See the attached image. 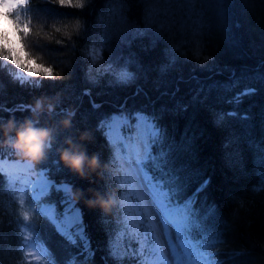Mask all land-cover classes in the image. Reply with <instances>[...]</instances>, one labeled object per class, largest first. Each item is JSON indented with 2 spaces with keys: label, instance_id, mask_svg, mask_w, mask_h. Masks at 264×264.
<instances>
[{
  "label": "trees",
  "instance_id": "trees-1",
  "mask_svg": "<svg viewBox=\"0 0 264 264\" xmlns=\"http://www.w3.org/2000/svg\"><path fill=\"white\" fill-rule=\"evenodd\" d=\"M149 2L150 0H93L90 7L80 10L61 7L52 0H31L29 9L23 10L21 14L31 21L33 33H39L38 36L32 35L30 40L34 49L42 51L43 56H46L43 63L53 68L58 74L57 78L55 80L38 78L43 81L39 88L27 85L21 87L18 83H13L5 71H0V83L4 85V88L0 89V104L5 108L14 109L18 104L31 105L33 108L37 98L44 99L45 109L42 113L34 114L30 109L23 112L0 111V125L14 117L19 123L29 118L33 121L38 120L39 123L36 125L38 127L54 128L51 145L55 151L51 156L52 158L59 156L64 171L58 172L50 161L47 162V166L51 169L53 179L67 180L76 186L72 195L80 201L79 207L83 212L92 247L98 249L94 264H104L102 257L106 254V232L110 227L108 221L115 220L113 212L118 205L125 207L121 195L118 194L120 190L113 186L112 178L117 175V171L115 165L107 163L110 159L109 149L100 133L91 135L87 128H94L97 119L117 112L121 105H126L128 111H133L152 102L155 103L157 110L162 105L172 108L177 101L188 104L192 95L191 90L196 87V83L189 80L191 76L199 77L206 85L214 82L229 83L233 71L237 77H241L245 69H254L264 60V0H196L197 10L205 13L210 25V30L202 37L203 49L200 57L193 53L191 33L182 32L179 23L171 31L165 32L163 38L156 41L155 47L152 46V33L132 40L130 46L119 45L115 34V29L119 25L112 13L113 7L117 3H122L129 26L143 27L144 8ZM174 11L177 21H180L183 11L175 6ZM221 11L225 13V22L232 26L231 33L227 36L220 29L221 20L218 13ZM78 20L86 23L87 38L78 36L74 31ZM65 31L71 33V40L65 35ZM104 36L111 38V46L117 49L118 54L124 57L131 56L146 69H150L148 78L141 76L135 83L126 87H108L106 80H101L98 86L87 82L85 73L88 61L83 57L82 50L91 40ZM184 41L187 43L182 46ZM171 46H177L186 54V58L179 59L175 69L159 77L160 90L157 91L155 82L159 74L155 69L165 62V49ZM104 56L108 58L107 51ZM205 56L213 57L214 60L206 62L203 59ZM201 64L206 66L201 68ZM179 77H183L184 82H180ZM246 86L255 87L258 91L250 98H244L237 110L240 112L250 110L253 116V135L260 139L264 137V84L241 79L239 86L231 91H225L223 88L214 89L206 104L217 111L232 110L235 106L226 101ZM177 87L179 91L176 92L174 99L160 96V92L167 90L171 93ZM85 88L91 89V98L81 96ZM137 88L142 89L139 95H136ZM90 99L101 107L93 110ZM49 103L53 105V111H58L56 107L58 103L65 108L79 104V115L74 121L75 127H72L70 117L62 115L53 117L48 113L46 105ZM148 110L151 111V108ZM65 118L70 119V126L66 129L60 127V121ZM189 122L195 131L202 132L203 135L196 141L194 157L188 153H181L176 160L177 166L188 165L186 171L181 173L187 184L184 195H191L193 189L203 179L210 178L211 183L207 190L200 193L198 207L203 209L205 201L207 204L215 205L216 215L210 223L223 232V238L230 242L234 249L246 250V255L239 257L238 261L245 264H264V195L253 196L249 191L250 186L257 183L256 177L252 175V153L245 144L240 145L243 152V172L239 167L231 168L226 164L222 144L227 130L214 126L207 107L189 106L187 112L175 116L165 113L160 121L167 128L169 137H174L178 142ZM233 127L237 132L240 131L238 122H233ZM84 132L89 133V139L81 141L80 135ZM58 134L59 142L56 141ZM11 135L14 136V132ZM0 138L4 140L3 131H0ZM68 139L72 145L84 152L86 160L95 155L100 167L93 171L86 162L81 175L65 166L61 161L60 151L69 148L65 142ZM8 148L0 145V155L13 157L7 151ZM48 152L49 147L45 150L43 159L35 165L41 163ZM14 156L17 157L16 154ZM18 188L9 187L0 179V264H32L26 255V249L20 250V236L26 234L28 228L36 231L37 239L43 241L56 259L62 262L67 255V246L45 218L34 214L35 206H30V201L21 202ZM113 192L118 203L107 215L103 214L99 207H89L86 203L95 200L97 194L107 198ZM60 198L56 193L50 196V200L58 204ZM132 198L134 203L135 198ZM239 198L244 199V208L239 207ZM133 206L136 209L135 203ZM25 212L32 217L29 222L22 219ZM26 224L28 228H25ZM108 264H111V261Z\"/></svg>",
  "mask_w": 264,
  "mask_h": 264
},
{
  "label": "snow or ice",
  "instance_id": "snow-or-ice-1",
  "mask_svg": "<svg viewBox=\"0 0 264 264\" xmlns=\"http://www.w3.org/2000/svg\"><path fill=\"white\" fill-rule=\"evenodd\" d=\"M52 2L61 7L83 10L90 7L93 0ZM29 5L30 0H0V21L6 25L0 27V71H5L12 82L18 83L21 87L27 85L39 88L43 81L35 78L55 80L58 74L51 66L39 62L40 58L30 51L29 38L32 35L38 36L39 33H33L31 21L21 14L23 10L29 9ZM174 6L183 11L180 21L176 19ZM112 13L118 21L119 26L115 29V34L121 46H130L132 40L152 33V46L155 47L156 41L162 39L165 32L171 31L179 23L182 32L191 33L193 53L200 57L203 49L202 37L210 30L205 13L197 10L196 0H150L144 8L143 27L129 26L122 3H117ZM218 16L221 20L220 29L227 36L231 33L232 26L225 22V13L221 11ZM74 31L78 36L87 38L86 23L78 20ZM65 35L71 40V33L65 31ZM110 39L109 36L93 39L83 48L82 55L88 61L85 73L87 82L98 86L101 80H106L108 87H126L135 83L141 76L147 79L150 69H146L131 56L124 57L118 54L117 49L111 46ZM105 51L108 52L107 59L104 56ZM164 54L165 62L155 69L159 74L155 82L157 91L160 90L159 77L175 69L179 59L186 58V54L177 46L166 48ZM203 59L206 62L214 60L208 56ZM205 66L200 65L201 68ZM241 79L264 84V60L254 69H245L241 77H237L233 71L229 83L214 82L206 85L199 77L191 76L189 80L195 82L196 87L191 90L192 95L188 104L177 101L172 108L162 105L157 110L155 103L152 102L133 111H128L126 105H121L117 112L97 119L94 128H87L91 135L100 133L109 149L110 159L107 163L116 166L117 175L112 181L113 186L120 190L118 194L122 199L125 198V193L128 198L134 197L136 204L134 221L130 222L129 212L120 205L113 212L115 220L108 221L110 227L106 232V254L102 257L104 264H108L109 261L111 264H229V261L235 264L239 257L246 255L244 249H231L225 252L228 241L223 238V232L210 223L216 215L215 205L207 204L205 201L203 209L198 207L200 193L207 190L211 183L210 178L203 179L191 195H184L187 184L181 173L186 171L188 165L177 166L176 160L181 153H188L194 157L196 141L203 133L195 131L189 122L178 142L174 137H169L167 128L160 123L165 113L175 116L187 112L189 106L207 107L214 126L227 130L222 144L226 164L244 171L240 145L245 144L252 153V175L257 180L256 184L250 186L249 191L253 196L264 195V137L257 139L253 135V116L250 110L245 112L237 110L244 98H250L257 93V88L246 86L236 92L226 101L235 106L232 110L217 111L206 104L214 89L223 88L225 91H231L239 86ZM179 81L184 82V78L179 77ZM3 88L4 85L0 83V89ZM141 91L142 89L137 88L136 95ZM178 91V87L171 93L165 90L160 92V96L174 99ZM91 95L90 88L82 90L81 96L91 98ZM89 102L93 110L101 107L91 99ZM61 103L56 106L58 111H52L50 114L53 117L57 115L70 117L74 128L80 105L65 108ZM29 109L35 112L31 105L18 104L14 109H7L0 104V111L5 112H23ZM233 122H238L239 132L233 127ZM56 141L59 142V134ZM2 144L3 138H0V145ZM7 151L13 156L16 154L11 148ZM54 151V146L50 145L49 152L41 163L35 166L26 164V167L35 172L38 179L29 181L31 189L30 193H25L27 200L24 202L30 201V206H35L34 214L45 218L61 236L67 246L66 258L62 262L58 261L44 242L37 239L38 233L28 228L27 224L25 228H28L29 234L20 236V250L38 248L40 254L47 259V264H94L98 249L92 247L83 212L79 207L80 201L72 196L76 186L67 180L53 179L51 169L47 166V162L50 161L58 172L64 171L59 156L52 158L51 153ZM9 158L11 159V156ZM0 179L9 187L18 183L5 173L3 168H0ZM52 193L61 197L59 206L51 202ZM238 204L240 208H244V199L239 198ZM22 219L29 222L32 217L25 212Z\"/></svg>",
  "mask_w": 264,
  "mask_h": 264
},
{
  "label": "clouds",
  "instance_id": "clouds-1",
  "mask_svg": "<svg viewBox=\"0 0 264 264\" xmlns=\"http://www.w3.org/2000/svg\"><path fill=\"white\" fill-rule=\"evenodd\" d=\"M6 25L0 21V27ZM47 112L53 111V105L51 103L46 105ZM33 108L34 114L42 113L45 109V103L43 98H37ZM39 121H33L32 119L25 118L22 123L17 122L14 117H10L7 122L0 125V131H3L4 140L3 146L11 148L23 161L30 166H35L40 162L45 154V150L51 145L54 128L50 127H38L36 126ZM70 126V119L65 118L60 121L61 128H68ZM14 132V136L11 135ZM89 139V133L84 132L80 135V140ZM69 148L60 151V158L62 163L72 169L73 171L83 175V169L87 162L88 167L95 171L100 167L98 159L95 155L90 160H86L84 152L78 147L72 145L71 140L65 141ZM107 169V166H105ZM78 199V194H76ZM89 207H99L103 214L107 215L111 213L112 209L116 207L118 201L115 198V193L108 195L107 198L96 195L95 200L86 201Z\"/></svg>",
  "mask_w": 264,
  "mask_h": 264
},
{
  "label": "rangeland",
  "instance_id": "rangeland-1",
  "mask_svg": "<svg viewBox=\"0 0 264 264\" xmlns=\"http://www.w3.org/2000/svg\"><path fill=\"white\" fill-rule=\"evenodd\" d=\"M29 44H30V51L32 52V54L39 57L40 58L39 62L43 63V58H45L46 56H43L44 54H42L43 53L42 51H40V50L37 51L34 49V46L31 42L30 38H29ZM184 44H186V43H182L181 45L183 46ZM105 58L107 59V56H105ZM30 79H32V78H30ZM26 164H28V163H26L25 161H23L19 157H15V156L12 157L11 156V159H10L9 156L7 157V156H1L0 155V166L2 168L7 166L9 169H11L8 172L5 171L4 169L3 170L8 175L12 176L14 181L18 182L14 186L19 187L18 192H19V197H20L22 203L24 201H26L25 193L26 192L30 193L31 184L29 183V181H35L36 179H38L35 172L30 170L28 167H26ZM73 198H74V196H73ZM51 202L56 203V201H54V200H51ZM56 204L59 206L58 203H56ZM123 204L125 207L124 209L129 212L130 222L134 221L136 209L133 206V204H134L133 198H128L127 194L125 193V198L123 199ZM26 234H29L28 230H26ZM26 255H27L29 261L32 262V264H47L46 258L40 254L38 248H32V247L26 248Z\"/></svg>",
  "mask_w": 264,
  "mask_h": 264
},
{
  "label": "bare ground",
  "instance_id": "bare-ground-1",
  "mask_svg": "<svg viewBox=\"0 0 264 264\" xmlns=\"http://www.w3.org/2000/svg\"><path fill=\"white\" fill-rule=\"evenodd\" d=\"M0 168H2L1 166H0ZM3 169L5 170V171H9V170H11V169H9L7 166H5V167H3ZM196 188L197 187H195V189H193V191H195L196 190ZM231 249H234L232 246H231V244H230V242H228V245H227V247L225 248V252H229V251H231ZM229 264H233V262L232 261H230V263ZM235 264H245L244 262H240V261H235Z\"/></svg>",
  "mask_w": 264,
  "mask_h": 264
}]
</instances>
